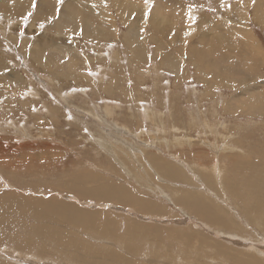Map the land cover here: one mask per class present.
I'll return each mask as SVG.
<instances>
[{"label": "rangeland", "instance_id": "1", "mask_svg": "<svg viewBox=\"0 0 264 264\" xmlns=\"http://www.w3.org/2000/svg\"><path fill=\"white\" fill-rule=\"evenodd\" d=\"M261 214L264 0H0V264H264Z\"/></svg>", "mask_w": 264, "mask_h": 264}, {"label": "bare ground", "instance_id": "2", "mask_svg": "<svg viewBox=\"0 0 264 264\" xmlns=\"http://www.w3.org/2000/svg\"><path fill=\"white\" fill-rule=\"evenodd\" d=\"M41 1V0H40ZM43 3V2H42ZM23 4V3H22ZM40 5V4H39ZM47 6H48V4H47ZM43 7V6H42ZM45 7V6H44ZM46 8V7H45ZM35 10V9H34ZM36 11V10H35ZM36 13V12H35ZM37 14V13H36ZM38 16V15H37ZM58 20H55V22L57 21V23H58V25L60 26L61 25V27L62 26H64V27H67V28H70V27H74V28H78V27H82V29L84 30V32L86 33V34H89V35H101V36H103V33L102 32H104V30L101 28V29H91L89 26L90 25H87V24H85L84 23V21L81 19V18H79V16H77V12L76 13H74V15L73 16H59L58 18H57ZM75 20L79 23V24H77V23H75V25L73 24L74 22H75ZM49 24V23H48ZM75 26H77V27H75ZM71 29V28H70ZM83 33V32H82ZM107 33V32H106ZM84 35V34H83ZM104 36H106V34H104ZM135 44V43H134ZM136 48V47H135ZM134 51V50H133ZM32 54V53H31ZM175 128V127H174ZM147 153V152H146ZM115 158V157H114ZM154 164V163H153ZM152 164V165H153ZM159 164V163H158ZM170 170V169H169ZM217 173V172H216ZM221 174H222V172H221ZM163 176V175H162ZM232 176V175H231ZM92 177V176H91ZM83 178V177H82ZM206 178V177H205ZM234 178V177H233ZM86 179V178H85ZM227 179V178H226ZM110 180V179H109ZM123 181V180H122ZM218 183H220V182H218ZM190 185V184H189ZM219 186V185H218ZM101 187V186H100ZM221 188V187H220ZM229 188V187H228ZM232 191V190H231ZM95 195H97L98 194V196L100 195V196H102L103 198H116V199H121L123 202H126V201H129V202H132V203H134V207H139V208H153L152 207V205H150L149 203H146V202H143V201H141V200H137V199H135L133 196H131L126 190H124V189H122V188H117V187H114V186H107V187H103V189H100V190H95ZM175 193V192H174ZM259 194V193H258ZM254 195H256V194H254ZM260 195V194H259ZM257 196V195H256ZM197 197V196H196ZM258 197V196H257ZM193 198H194V196H193ZM198 198V197H197ZM110 200V199H109ZM184 200H187V199H184ZM258 200V199H257ZM104 201H106V199L104 200ZM185 201H183V203H184ZM187 203H189V202H187ZM185 204V203H184ZM191 204H193V203H191ZM186 205V204H185ZM184 205V206H185ZM176 206V205H175ZM191 206V205H190ZM197 206V205H196ZM262 206V205H261ZM199 207V206H198ZM193 209V208H192ZM217 209V208H216ZM147 210H149V209H147ZM152 211H154V212H157L156 211V208L153 210V209H151ZM192 211V210H191ZM197 211L198 212H201V213H207V211H206V209L205 208H199V209H197ZM221 211V210H220ZM74 212V214L75 215H78L79 214V212L77 211V210H74L73 211ZM72 213V212H71ZM172 213V212H171ZM194 213V212H193ZM29 214V213H28ZM73 214V213H72ZM186 214V213H185ZM200 214V213H199ZM208 214V216H210V213H207ZM225 215V214H224ZM262 215V214H261ZM207 216V217H208ZM263 216V215H262ZM201 217V216H200ZM204 217V216H203ZM264 217V216H263ZM59 219V218H58ZM61 219V218H60ZM63 219H64V217H63ZM73 219V218H72ZM201 219H202V217H201ZM211 219H214V217H211ZM67 220V219H66ZM65 220V221H66ZM76 220V219H75ZM258 220H259V217H258ZM75 223V222H74ZM215 227L214 228H216V226L217 225H214ZM232 226V225H231ZM213 227V226H212ZM235 227V226H234ZM121 228V227H120ZM217 228H218V226H217ZM221 228V227H220ZM223 228H225V227H223ZM259 228H260V224H259ZM262 228V227H261ZM222 229V228H221ZM221 229L219 230V231H221ZM226 230V229H225ZM260 230H262V229H260ZM264 230H262V232H263ZM225 234V233H224ZM131 235V234H130ZM63 238V237H62ZM61 238V239H62ZM239 242V241H238ZM247 246V245H246ZM223 248H225V247H223ZM79 250V249H78ZM242 250V249H241ZM245 251H246V249H244ZM243 250V251H244ZM226 251V250H225ZM233 251V250H232ZM259 251V250H258ZM223 252V251H222ZM237 253L239 252V251H236ZM254 252V251H253ZM235 254V253H234ZM255 254V253H254ZM226 255H227V253H226ZM238 255V254H237ZM240 255H241V252H240ZM246 255V254H245ZM229 256V255H228ZM252 256V255H251ZM258 256V255H257ZM97 257V256H96ZM259 257V256H258ZM226 259V258H225ZM224 259V260H225ZM244 259H246L245 257H242V256H235V257H233L231 260H232V263L230 262V264H247V263H245V260ZM249 259V258H248ZM250 261H252V263L253 264H262L263 263V261H254V260H250ZM97 264V263H96ZM228 264V263H227Z\"/></svg>", "mask_w": 264, "mask_h": 264}, {"label": "snow or ice", "instance_id": "3", "mask_svg": "<svg viewBox=\"0 0 264 264\" xmlns=\"http://www.w3.org/2000/svg\"><path fill=\"white\" fill-rule=\"evenodd\" d=\"M145 3L147 4L148 3V0H145ZM194 19V18H193Z\"/></svg>", "mask_w": 264, "mask_h": 264}]
</instances>
